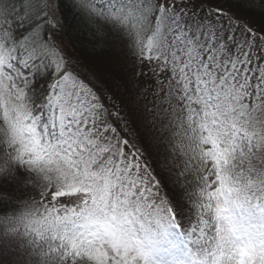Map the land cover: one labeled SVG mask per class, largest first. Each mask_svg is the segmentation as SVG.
I'll use <instances>...</instances> for the list:
<instances>
[{"label": "snow or ice", "instance_id": "snow-or-ice-1", "mask_svg": "<svg viewBox=\"0 0 264 264\" xmlns=\"http://www.w3.org/2000/svg\"><path fill=\"white\" fill-rule=\"evenodd\" d=\"M0 264H264V0H0Z\"/></svg>", "mask_w": 264, "mask_h": 264}, {"label": "trees", "instance_id": "trees-1", "mask_svg": "<svg viewBox=\"0 0 264 264\" xmlns=\"http://www.w3.org/2000/svg\"><path fill=\"white\" fill-rule=\"evenodd\" d=\"M64 12L66 27L59 34V41L62 45H66L72 55L70 57L78 60L82 66L96 64L103 71L110 72L113 76L121 77L123 75V69L115 64V57L112 54H102L98 57L91 55V50L87 44V34L76 27V22L70 9L66 7ZM116 82L113 81V83ZM119 92L127 103V94L122 87L119 89Z\"/></svg>", "mask_w": 264, "mask_h": 264}, {"label": "rangeland", "instance_id": "rangeland-1", "mask_svg": "<svg viewBox=\"0 0 264 264\" xmlns=\"http://www.w3.org/2000/svg\"><path fill=\"white\" fill-rule=\"evenodd\" d=\"M58 39H60V35L58 36ZM63 47H64L65 51H66L70 56H72V55L70 54V51H69L68 48L66 47V45H63ZM77 61H78V60H77Z\"/></svg>", "mask_w": 264, "mask_h": 264}]
</instances>
